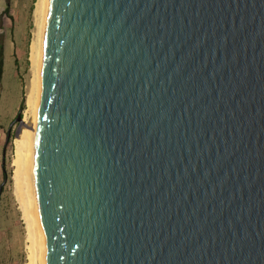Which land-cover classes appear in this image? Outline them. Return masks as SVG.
Wrapping results in <instances>:
<instances>
[{"label":"water","instance_id":"1","mask_svg":"<svg viewBox=\"0 0 264 264\" xmlns=\"http://www.w3.org/2000/svg\"><path fill=\"white\" fill-rule=\"evenodd\" d=\"M42 50L46 264H264V0H49Z\"/></svg>","mask_w":264,"mask_h":264},{"label":"rangeland","instance_id":"2","mask_svg":"<svg viewBox=\"0 0 264 264\" xmlns=\"http://www.w3.org/2000/svg\"><path fill=\"white\" fill-rule=\"evenodd\" d=\"M7 0H0V15ZM13 19L4 17L0 38L5 46V73L0 101V264H29L30 237L24 207L16 188L15 139L27 108L33 69L31 46L37 34L38 0H10ZM24 110H20L22 101ZM11 130V137L8 134Z\"/></svg>","mask_w":264,"mask_h":264},{"label":"bare ground","instance_id":"3","mask_svg":"<svg viewBox=\"0 0 264 264\" xmlns=\"http://www.w3.org/2000/svg\"><path fill=\"white\" fill-rule=\"evenodd\" d=\"M48 5L49 0H38L37 2L35 12L37 17V34L31 46L33 79L31 91L27 99V108L24 112V126L20 136L14 141L16 152L15 182L24 207L31 244L29 264H46L42 229L38 220L36 205L33 166L37 142L39 99L41 95L42 42ZM31 126H33V129L30 128Z\"/></svg>","mask_w":264,"mask_h":264},{"label":"trees","instance_id":"4","mask_svg":"<svg viewBox=\"0 0 264 264\" xmlns=\"http://www.w3.org/2000/svg\"><path fill=\"white\" fill-rule=\"evenodd\" d=\"M6 9L5 11L0 15V28L2 29L3 27V22H4V17H8L10 19L12 18L11 15V2L10 0L6 1ZM5 73V46L3 40L0 38V101H1V96H2V82H3V77ZM25 108V102L24 100L22 101L20 110H24Z\"/></svg>","mask_w":264,"mask_h":264}]
</instances>
